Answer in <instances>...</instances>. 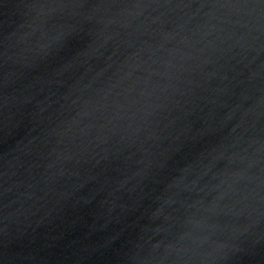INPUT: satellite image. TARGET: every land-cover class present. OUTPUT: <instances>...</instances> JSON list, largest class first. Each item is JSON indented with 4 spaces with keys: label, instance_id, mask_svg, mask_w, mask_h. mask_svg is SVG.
<instances>
[{
    "label": "water",
    "instance_id": "1",
    "mask_svg": "<svg viewBox=\"0 0 264 264\" xmlns=\"http://www.w3.org/2000/svg\"><path fill=\"white\" fill-rule=\"evenodd\" d=\"M0 264H264V0H0Z\"/></svg>",
    "mask_w": 264,
    "mask_h": 264
}]
</instances>
